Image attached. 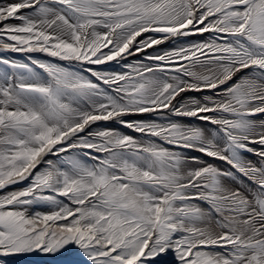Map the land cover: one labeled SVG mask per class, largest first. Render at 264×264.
Returning <instances> with one entry per match:
<instances>
[{
    "label": "snow or ice",
    "instance_id": "6c2138e0",
    "mask_svg": "<svg viewBox=\"0 0 264 264\" xmlns=\"http://www.w3.org/2000/svg\"><path fill=\"white\" fill-rule=\"evenodd\" d=\"M32 253L264 264V0H0V264Z\"/></svg>",
    "mask_w": 264,
    "mask_h": 264
},
{
    "label": "bare ground",
    "instance_id": "6f19581e",
    "mask_svg": "<svg viewBox=\"0 0 264 264\" xmlns=\"http://www.w3.org/2000/svg\"><path fill=\"white\" fill-rule=\"evenodd\" d=\"M186 39H188V40H200V39H203V37H189ZM165 45H166V48L173 46L171 43L165 44ZM33 55H35L39 58H44L43 55L39 54V53L33 54ZM9 56L11 58L23 59V57L20 54L9 55ZM131 58L132 57H130L129 59H131ZM116 127H119V126L116 125ZM25 183H27V182H25ZM13 187L19 188V187H22V185H15ZM75 258H77V257L74 254H66V255L57 254L56 256H52V255L32 253V254H28V255L25 254V255L20 256V257H11V258H6V259H8L10 261V264H48L49 261H53V260H67V259H75Z\"/></svg>",
    "mask_w": 264,
    "mask_h": 264
},
{
    "label": "rangeland",
    "instance_id": "374dc122",
    "mask_svg": "<svg viewBox=\"0 0 264 264\" xmlns=\"http://www.w3.org/2000/svg\"><path fill=\"white\" fill-rule=\"evenodd\" d=\"M159 47H160V46H159ZM160 48H162V47H160ZM143 55H144V54H141V56H140L139 58L142 59V58H143ZM136 59H138V58H137V57H134V58L132 57V58H131V60H133V61L136 60ZM98 67H108V66H107V65H104V66H98Z\"/></svg>",
    "mask_w": 264,
    "mask_h": 264
},
{
    "label": "water",
    "instance_id": "95a60500",
    "mask_svg": "<svg viewBox=\"0 0 264 264\" xmlns=\"http://www.w3.org/2000/svg\"><path fill=\"white\" fill-rule=\"evenodd\" d=\"M154 49H149V51H153ZM154 51H156V50H154ZM153 51V52H154ZM193 95V94H192ZM127 119H136L135 117H128ZM112 127H115L116 125L115 124H113V125H111Z\"/></svg>",
    "mask_w": 264,
    "mask_h": 264
},
{
    "label": "clouds",
    "instance_id": "9594fccd",
    "mask_svg": "<svg viewBox=\"0 0 264 264\" xmlns=\"http://www.w3.org/2000/svg\"><path fill=\"white\" fill-rule=\"evenodd\" d=\"M166 46V45H165ZM134 135V134H133Z\"/></svg>",
    "mask_w": 264,
    "mask_h": 264
}]
</instances>
